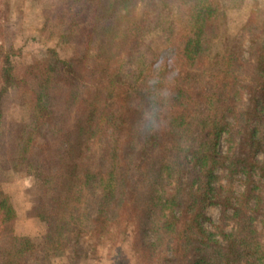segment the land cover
Listing matches in <instances>:
<instances>
[{
  "label": "trees",
  "instance_id": "16d2710c",
  "mask_svg": "<svg viewBox=\"0 0 264 264\" xmlns=\"http://www.w3.org/2000/svg\"><path fill=\"white\" fill-rule=\"evenodd\" d=\"M70 1L43 10L70 53L48 48L20 74L0 47V179L28 169L45 225L39 244L17 235L0 190V264L78 257L88 237L129 241L132 262L107 264H264V0L222 38V0H82L59 23ZM155 29L183 57L147 77L139 42ZM9 90L28 106L7 125Z\"/></svg>",
  "mask_w": 264,
  "mask_h": 264
},
{
  "label": "rangeland",
  "instance_id": "374dc122",
  "mask_svg": "<svg viewBox=\"0 0 264 264\" xmlns=\"http://www.w3.org/2000/svg\"><path fill=\"white\" fill-rule=\"evenodd\" d=\"M225 4L226 18L219 19V36H235L250 15L255 0H222ZM57 0H0V47L10 51V56L18 73L27 64L43 59L48 48L59 49L64 54L71 52L70 46H61L57 34L53 30H44L43 10L52 9ZM83 6L82 0H73L57 14L59 23L70 20ZM220 17V16H219ZM214 43V51L221 50L220 42ZM223 43V42H222ZM242 48L248 50V43L242 40ZM139 56L146 65V76L151 77L165 62H179L183 53L181 46L168 45L157 29L148 33L139 42ZM245 56H247L245 52ZM1 60V56H0ZM2 60L0 61V65ZM125 104V100H124ZM4 123L10 124L17 118H25L28 101L25 94L18 90H9L2 102ZM224 151V142L220 143ZM5 179V181H4ZM0 179V190L8 194L16 211L14 232L26 236L35 244H39L45 231V225L36 216L37 201L40 190L35 184L32 174L26 167H11ZM239 186L235 191L239 192ZM207 221L205 226L212 228L217 222L219 209L217 206H208L204 210ZM132 234H129L131 237ZM107 240L99 237H88L79 245V255L75 256L73 246L51 251L53 264H107L112 262L114 255L122 253L123 262H132L129 253L130 243L117 242L113 247ZM110 243V242H109Z\"/></svg>",
  "mask_w": 264,
  "mask_h": 264
}]
</instances>
